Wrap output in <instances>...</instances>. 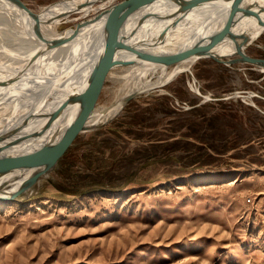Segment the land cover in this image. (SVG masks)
I'll list each match as a JSON object with an SVG mask.
<instances>
[{"label":"rangeland","instance_id":"1","mask_svg":"<svg viewBox=\"0 0 264 264\" xmlns=\"http://www.w3.org/2000/svg\"><path fill=\"white\" fill-rule=\"evenodd\" d=\"M245 53L264 59V32ZM234 56L200 59L73 135L0 210V264H264V73ZM114 64L92 110L117 93Z\"/></svg>","mask_w":264,"mask_h":264},{"label":"bare ground","instance_id":"2","mask_svg":"<svg viewBox=\"0 0 264 264\" xmlns=\"http://www.w3.org/2000/svg\"><path fill=\"white\" fill-rule=\"evenodd\" d=\"M114 1L58 0L36 10L30 8L38 16L34 21L13 3L0 0V27H3L0 28V159L18 156L13 168L25 166L75 113V98L83 89L84 79L102 45L104 17L83 24L75 36L51 48H44L46 44L39 35L49 40L67 37L73 27L61 31L59 25L87 21ZM243 5L249 6L252 12L264 11V0H244ZM228 14L227 5L181 7L159 0L129 16L121 37L150 54L172 55L219 31ZM260 16L262 22L236 14V25L230 33L237 35V39L225 37L215 44L206 42L204 51L217 58H230L235 54L236 45H250L264 32L260 26L264 23V13ZM192 62V58H186L165 68L118 55L114 63L122 65L116 71L117 77L110 76L119 83L117 93L112 94V102L105 106L109 108L90 111L86 127L105 124L110 112L118 113L125 100L122 97L160 87L173 75L188 69ZM158 71L163 75L155 73ZM62 78L59 89L51 88L55 80ZM124 88L126 92L119 96ZM15 169L0 173V183L17 175L20 169ZM9 204L1 202L0 210Z\"/></svg>","mask_w":264,"mask_h":264},{"label":"water","instance_id":"3","mask_svg":"<svg viewBox=\"0 0 264 264\" xmlns=\"http://www.w3.org/2000/svg\"><path fill=\"white\" fill-rule=\"evenodd\" d=\"M7 1L13 3L16 7L27 13L32 19H34V21L38 20V16L34 14L27 6V4H25L22 0ZM157 1L159 0H115L111 5L103 9L91 19H87V21L82 20L76 24L72 23L73 31L71 35L67 37L49 40L39 35L40 40H42L46 44L44 48H51L75 36L78 29L83 24L88 22L90 23L92 22V20H97L104 17L102 45L96 55L95 61L88 75L84 79L83 89L75 98V113L72 114L70 119L60 129H58V131L51 138H49L42 144L33 158L25 166L16 168L20 169L17 175L0 183V203L17 201L19 196L27 195L28 192H30L32 188H34L37 183L41 179L45 178L53 169L60 151L64 146L67 145L68 141L73 135L88 132L104 125L102 124L98 127L87 128L86 119L90 111L95 108L94 104L96 101V97L102 89V84L106 79L107 72H109V70L114 67V61L116 60V57L118 55L122 54L123 56L130 57L133 60H138L150 65L162 66L165 68H171L175 66L179 61L186 58L193 59V62L188 69L182 70L173 75L163 85H160L161 87L169 83L180 73L190 72L192 65L200 59L210 58L216 61H223L220 58L209 55L208 51H204V43L210 41V44H215L225 37H231L232 40L237 39V35H233L230 33V29L234 25H236L234 20L236 14L240 13L245 16H251L258 22H262L260 20V15L264 13V11L262 10L252 12L249 6L243 5L244 0H166L172 5L181 7L199 6L204 4L227 5L229 7V14L223 27L219 31L211 33L206 38L204 37L203 39L198 40L193 46L189 47L188 49L179 51L178 53H174L172 55H154L145 52L141 47L132 45L124 41L121 37V30L129 16L142 9L147 4H151ZM260 26L264 28V23H261ZM247 47L248 45L244 47L236 45L234 57L237 58L231 59L228 62H224L227 64L234 62L248 63L258 67L261 72L264 73V59L252 58L248 56L245 53V49ZM29 62L31 63V61ZM63 80L64 78L55 80L54 83H52L51 88L59 89L61 87L60 84L63 82ZM139 95H134L123 100L116 116L120 114L123 107L131 99H134ZM17 159L18 156L16 155H11L6 158L0 159V173H4L7 170H14L15 168H13L12 164L15 163L14 161H17Z\"/></svg>","mask_w":264,"mask_h":264}]
</instances>
